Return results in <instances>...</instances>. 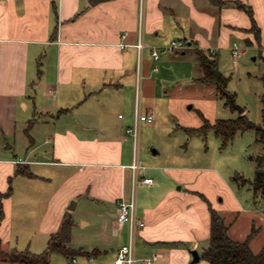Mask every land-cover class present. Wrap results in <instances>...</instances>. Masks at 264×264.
Wrapping results in <instances>:
<instances>
[{
  "label": "crops",
  "instance_id": "1",
  "mask_svg": "<svg viewBox=\"0 0 264 264\" xmlns=\"http://www.w3.org/2000/svg\"><path fill=\"white\" fill-rule=\"evenodd\" d=\"M226 1L0 0V196L13 188L15 179H26V193L44 206L37 229L43 246L70 212L75 219L72 241L87 252L72 257L54 252L51 264H114L129 240V227L118 223L117 212L120 200L132 193L133 141L127 128L135 117L141 27L146 42L141 109L154 116L145 125L155 129L173 118V131L183 139L187 133L181 126L203 124L200 112L212 122L217 119L198 105L200 120L187 111L201 100L196 96L201 89L219 97L213 83L201 81L197 50L217 56L223 73L235 44L243 49L240 58L246 49L256 54L254 59L264 58V0H240L252 6L260 40L238 0ZM172 39H184L187 47L154 59L151 50ZM31 121L24 156L17 157L18 127ZM201 136H189L188 142L200 144ZM153 146L152 154H161ZM151 159L140 174L153 182L139 181L136 189L137 213L146 221L136 236V264H146L144 258L154 253L158 264H209L201 252L209 241L210 212L199 192L225 216L236 239L250 233L238 224L246 215L248 224L257 227L251 246L256 252L262 249L252 244L264 227V200L243 198L244 185L233 187L217 173L208 186H220L209 192L201 182L206 170ZM21 164L33 175L16 174ZM10 195L2 197L0 209V239L7 251L20 245L8 212ZM78 226L91 231L75 241ZM30 237L29 247L42 252ZM193 250L200 254L197 262ZM0 264L20 263L0 258Z\"/></svg>",
  "mask_w": 264,
  "mask_h": 264
},
{
  "label": "rangeland",
  "instance_id": "2",
  "mask_svg": "<svg viewBox=\"0 0 264 264\" xmlns=\"http://www.w3.org/2000/svg\"><path fill=\"white\" fill-rule=\"evenodd\" d=\"M255 55L251 49H246L245 57L240 58L237 64L229 56L224 69L226 75L231 77L227 90L229 93H235V103L245 107L247 114L253 121L264 124V58L258 56L254 59ZM199 92L196 96L201 100L197 104L194 103L195 108L187 110L189 114H193L199 120L201 116L197 112L196 105L202 107L203 111L212 119L235 118L240 114L239 110L234 108L233 105L226 104L227 98L212 95L210 91L204 94L202 89ZM171 122L173 123V118L172 121L162 122L155 129L150 128L153 127V124L150 123V125H145L146 123L144 122L141 125L139 155L142 160V166L148 167V164L152 161L151 158L157 160L161 165H197L201 168V173L206 170L205 173L208 174L204 178L202 177L201 182H204L203 186L209 188H206L209 192L216 191L220 186L217 185L212 188L208 186L210 185L209 179L211 175L213 177L216 173L233 187L235 184L237 185V182L232 179L234 174L240 173L248 179L254 178L258 166V156L264 154V142L257 139L260 136L258 131L246 130L238 132L234 140L222 148V140L214 133H211L206 139L202 136L197 137L204 139V142L201 141L202 143L200 144L195 141L188 142L189 136L186 135L183 139L181 132L173 131L174 128ZM24 127H18L17 131V157H23L25 153L28 138L26 137L28 135L25 129L28 124ZM32 128L33 126L30 129V133ZM153 145L161 149V154H152L151 148L155 147ZM24 180L26 179H22V177L15 179L13 193L9 196L11 201L9 202L8 212L13 220L12 231L14 232V238L18 239L20 244H16L18 249L29 248L33 251L34 249L29 247L30 235H33L36 247H42L40 251H43L47 244L43 246L44 240L40 238L37 229L44 206L37 201L36 197L29 195V192H27L28 194L26 193ZM240 192V195L245 199L247 197L250 202L257 199H260L259 202L263 201L261 194L255 195V191L249 182L242 187ZM81 209H83L82 205H80L77 212L80 213ZM29 216L31 218L28 219L27 217ZM238 224L241 231L246 230L249 233L252 228V225L248 224L247 216L244 214L239 217ZM90 231L89 227H76L75 241L85 239ZM16 239L15 241H17ZM252 245L256 250L264 246V227L254 239Z\"/></svg>",
  "mask_w": 264,
  "mask_h": 264
},
{
  "label": "trees",
  "instance_id": "3",
  "mask_svg": "<svg viewBox=\"0 0 264 264\" xmlns=\"http://www.w3.org/2000/svg\"><path fill=\"white\" fill-rule=\"evenodd\" d=\"M218 4L227 3L226 0H214ZM237 4L245 9L252 18L251 30L255 33L258 40L261 39V28L254 16V11L251 5L242 3L240 0ZM198 57L200 65L203 68L204 75L201 81L213 83L216 86L219 97L227 98L226 104H233L232 97L235 99V93H229L227 90L230 76H227L219 68V59L217 56H209L204 51L198 49ZM203 124L198 127L181 126L188 136L202 135L205 139L209 132L213 131L221 140V147H226L232 142L238 132L246 130H256L259 132V141L264 142V124L253 121L250 116L243 112L235 118H217L214 122L205 117L201 112ZM33 121L28 124L26 132L30 136V129L33 126ZM264 154L258 156V166L256 168L253 179H248L244 175L237 173L232 176L239 185H245L249 182L255 191V195L261 194L264 200ZM16 174L33 175L32 171L27 165H19L16 169ZM12 185H10L7 192L0 196V209H2V197L8 196L12 193ZM199 195L207 202L210 212V235L208 245L203 248L201 252V259L206 260L209 264H264V246L260 251H254L251 246V239L257 232L255 224L249 235L239 240L234 238L230 232V225L226 221L225 216L214 207L213 203L208 197L199 192ZM2 218V212L0 215ZM75 224V219L72 213L67 212L62 220L60 228L51 233L48 245L42 252L36 253L31 249L13 248L7 251L3 248L0 239V258L17 262L20 264H51L50 256L54 252H60L68 257L78 255L80 253H87L83 248L76 247L72 241V232Z\"/></svg>",
  "mask_w": 264,
  "mask_h": 264
},
{
  "label": "built area",
  "instance_id": "4",
  "mask_svg": "<svg viewBox=\"0 0 264 264\" xmlns=\"http://www.w3.org/2000/svg\"><path fill=\"white\" fill-rule=\"evenodd\" d=\"M143 18V17H142ZM141 18V21H142ZM142 24V23H141ZM123 47L126 44L122 45ZM138 49V74L136 83V109L134 122L127 128V136L133 141V161L130 164L132 169V193L130 199H122L119 202V209L117 212V221L119 224H127L129 227V240L121 245L118 250L117 258L114 264H136L137 256L135 251L136 236L140 228L146 225V221L138 216L137 213V200L136 189L139 181L143 180L147 183H152V177L144 176L142 178L140 170L142 163L140 159V127L144 122H152L154 119L153 114L143 112L141 109V96H142V64L144 60V50L146 48V42L143 35V28H140L138 41L136 43ZM187 47L184 39H172L168 44L160 47L153 48L151 54L154 59H159L164 52H172L174 50H182ZM243 53V49L235 44L232 49L234 62L239 61L240 56ZM157 69V66L154 68ZM159 254H152L146 256L144 261L146 264H158Z\"/></svg>",
  "mask_w": 264,
  "mask_h": 264
},
{
  "label": "water",
  "instance_id": "5",
  "mask_svg": "<svg viewBox=\"0 0 264 264\" xmlns=\"http://www.w3.org/2000/svg\"><path fill=\"white\" fill-rule=\"evenodd\" d=\"M232 101H233L235 107L239 110V112L244 111V107L239 105V104H236L235 99L233 97H232ZM71 208H73V207L71 206ZM192 254H193V262H197L200 259V254L198 253L197 250H193Z\"/></svg>",
  "mask_w": 264,
  "mask_h": 264
}]
</instances>
